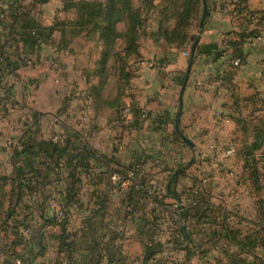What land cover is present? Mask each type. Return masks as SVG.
Instances as JSON below:
<instances>
[{
    "label": "crops",
    "instance_id": "crops-1",
    "mask_svg": "<svg viewBox=\"0 0 264 264\" xmlns=\"http://www.w3.org/2000/svg\"><path fill=\"white\" fill-rule=\"evenodd\" d=\"M204 1L207 14L202 20L204 11L203 1L200 0V6L190 18L188 38L183 45L168 43L158 35L161 15L158 10L150 11L143 28L145 33L138 40L139 55L126 57L125 40L119 38L114 52L120 58L112 56V70L100 77L96 69L104 48L103 42L99 40L98 33L73 31L68 22L75 19L76 12L74 9H65V1L46 0L41 3L39 0H0L4 6L1 11L7 14L4 18L8 21L2 22L0 27L1 39L6 41L4 51L11 61H22L19 68L6 73L4 78H14V87L23 88L24 100L32 101V112L47 111L51 117H58L62 113L59 111L56 114L57 104L64 92L72 93V97L76 96L72 106L77 105L79 108L68 109L64 116L79 118L81 106L88 116L99 115L94 123L98 130L92 131L97 136H106V147L112 148L108 153L99 151L104 149L103 145L92 142L89 126L83 127L88 136L86 141L80 142L97 156L88 159V168L79 173L71 200L67 199L68 187L71 185L67 169L60 164L55 173L50 174L45 191L49 193V198L52 192L57 196L54 203L63 207L65 218L62 221L54 214H46L52 211L45 209L46 201L41 208V198L35 194V209L38 207V218L32 223L35 231L31 233L23 251H13L11 248V254L17 252L19 255L12 261L13 264L21 261L22 264H122L121 258L136 261L139 258L142 264L150 240L153 245L162 244L163 249L156 252L149 263L167 258V264H172L176 259L172 254L176 252L175 256L180 257L186 251L185 248L173 251L166 246L176 230L173 226L175 213L181 221L180 207H189L194 202L192 206L196 208H208V214L214 210L211 200L215 196L227 197L230 192L241 190L245 185L242 182L245 175L243 161L237 154L238 148L233 156H222L227 147L237 146L233 143L238 142L240 145L241 139L235 140L242 133L238 120L250 121L261 113L256 109L263 106L255 107L254 97L257 94L262 96L260 85L264 83V19L253 23L245 12L264 8V0H240L244 6L242 8L233 6L235 0ZM227 5L232 9L227 13L222 12ZM17 9L29 12L41 26L53 27V32L48 37L43 36L38 47L24 45L14 34L13 15ZM176 22V17L169 16L165 26L171 30ZM127 26V20L120 21L117 24L118 32L125 34ZM242 34L258 35L260 39L249 42L244 39L237 48L233 47L232 42L239 40L238 35ZM195 43L196 46L213 44L220 51L217 57L215 50L209 54H197L195 46L194 61L182 95L179 120L183 134L195 144L199 162L208 164L204 176L210 186L204 199L196 197V194L192 195L193 198L187 195L183 197L177 186L178 179L175 185L169 184L173 173L169 174L168 179L166 177L169 173L166 164L174 162L184 167L186 160L183 153L186 154V150L191 152L189 147L183 148L184 143L175 137V114L181 80L189 58L184 53L189 52L190 55ZM234 49L241 53L238 66L232 64V59L237 58ZM28 56L34 62L33 67L23 65L24 58ZM153 60H158L161 68L152 67ZM44 69L47 73L42 72ZM120 71L129 73V76L123 77ZM36 77L39 83L33 88L30 82L25 83L27 78ZM110 85L112 99L107 95ZM83 87L85 90L79 92ZM83 101L86 104L83 105ZM259 101L263 103L264 98ZM120 105L131 106L134 112L145 110L148 117L142 125H128L119 118ZM103 113L112 116V124L108 122L109 117H103ZM53 130H57L56 124H50L46 132ZM37 138L56 141L50 134H37ZM63 139L59 137L57 141L62 142ZM145 155L149 156V160L144 161L143 174L144 170H150L149 174L154 178L151 180L167 179L161 195H164V199L181 200L175 210L171 209L172 205L163 204V199L153 201L150 209L143 205L141 193L130 172H135L136 165ZM178 171L174 174L179 175ZM147 174L142 176V182L147 180ZM168 184L179 198H173L168 193ZM126 197L134 204L135 217L131 219L121 218L124 209L122 201ZM163 212L167 216L164 220L159 215ZM151 214L155 219L152 220ZM178 227L177 231L180 232L181 225ZM172 237L174 241L178 238ZM19 243H23L22 239L12 245ZM9 253L7 249L0 262L8 259Z\"/></svg>",
    "mask_w": 264,
    "mask_h": 264
},
{
    "label": "trees",
    "instance_id": "trees-1",
    "mask_svg": "<svg viewBox=\"0 0 264 264\" xmlns=\"http://www.w3.org/2000/svg\"><path fill=\"white\" fill-rule=\"evenodd\" d=\"M45 1L39 0L41 3ZM141 1L142 5L139 8H134L130 0H65L64 8L74 9L76 12L75 19L68 22L72 26L73 31L87 30L88 33H98L99 40L103 42L104 48L100 53L96 69L100 77L107 75L108 71L112 69V56L120 58L119 54L114 52L115 44L119 38L125 40L126 57L132 54L135 56L139 55L137 51L138 40L145 33L143 28L147 20V14L150 11L158 10L161 15L158 35L162 36L168 43L183 45L188 38L187 29L190 25V18L200 5V0ZM171 8H173V11H170ZM19 10L17 9L13 15L14 34L18 36L24 45L30 48L38 47L43 39L53 32V27H43L29 12L26 11L24 13L21 10L19 12ZM169 16L177 19L176 25L171 30L165 26ZM122 20H127L128 23L127 30L123 35L117 30V24ZM247 36L249 35H238L239 40L232 42V46L237 48ZM5 44L6 41H2L0 36V82L6 73L16 70L22 64V61L21 63L11 61L8 53L4 51ZM213 50H215V57H217L220 51L216 50L215 45L204 44L196 46L197 54H209ZM234 51L236 50L234 49ZM235 56L241 58V53L237 52ZM120 73L123 77L129 76V73H124L123 71H120ZM183 78L184 76L181 84ZM262 105L261 108L256 109L261 112V115H255L250 121L238 120V123H241L243 139L240 141L237 154L243 161V167L252 187L255 190L264 191V166H259L261 163L264 164V101ZM249 136L251 140L247 142ZM175 137L183 143L177 133H175ZM20 146L21 148L18 151L16 150L12 156L13 177H10V181L14 184L12 190L16 191V201L18 202L23 192L28 194L35 193L38 198H41L40 206L49 198V193L45 191L49 176L51 173H55L60 164L67 169L68 176L71 178V185L68 187L67 194V199L71 200L75 194L74 187L78 182L79 173L88 168V159L97 156L87 145L82 144L75 138L70 139L67 137L62 142L54 141L53 139L44 140L37 138L34 131L22 134ZM177 179L178 174L173 173L169 178V184L175 185ZM169 184L167 185L168 193L173 198H179V195L173 189H170ZM207 211L208 208H196V206L180 207L181 219L191 225H193L194 221L204 220L206 222V218H208ZM6 215L7 217L9 216L7 211ZM257 216L260 221L258 222L257 220L256 223H252H255V230L243 233L240 229L231 227L226 223H221L220 230L213 229L212 238L217 237L237 249L230 252L227 256L232 259L230 264H235V262L245 264L246 261H250L246 258L249 255L253 260L249 264H264V260L256 256V250L260 246L264 247V241L260 240L261 235L264 234V211H262L261 203L258 205ZM187 226V224H182L180 233L187 235L188 245L184 250L192 254L190 250L196 246V242L192 238L191 232L188 231ZM27 227L23 222L18 223V228ZM161 249H163L162 244L153 245L150 240L146 246V256L142 264H163L164 260L162 259L149 263L151 257ZM3 264H9V261H4ZM19 264H22V261Z\"/></svg>",
    "mask_w": 264,
    "mask_h": 264
},
{
    "label": "rangeland",
    "instance_id": "rangeland-1",
    "mask_svg": "<svg viewBox=\"0 0 264 264\" xmlns=\"http://www.w3.org/2000/svg\"><path fill=\"white\" fill-rule=\"evenodd\" d=\"M130 1L134 8H139L142 5L141 0H130ZM235 1L240 3L239 7H237L234 4L233 6L235 8L244 7L243 3L240 0H235ZM3 7L4 6L2 2H0V15H1L0 16V27H2V22L8 23L7 18H4V17H7V14H4L3 11H1ZM226 7L228 8L224 10ZM231 9L232 8H229V5H227L222 9V12L227 13ZM245 13L248 19L253 23H257L258 21L264 19V8L255 10L253 12L247 11ZM253 14H256L257 16V20L255 21H253L251 18ZM2 19H4V21H2ZM249 36L257 37L258 35L255 36V35L250 34ZM261 37L263 38L262 35ZM184 54L186 56H190L189 52H185ZM153 61H158V60H153ZM153 61H151L152 67H154L152 64ZM23 63H24L23 65L25 66L33 67L32 65L34 62H32V64H27L25 62ZM159 68H156V69H159ZM42 72L47 73V70L44 69ZM13 79L14 78L12 77H9V78L3 77L0 82V259L1 257H3L2 254L6 253L8 249L10 252L9 253L10 255L8 256V259L4 261H9V264H13L12 261L19 258L17 252H21L25 248L26 246L25 244L30 239L31 233L35 231L34 230L35 226L33 227L32 223H34L35 219L38 218V213L36 211L38 207H36L35 209V201L37 200V198H35L36 197L35 193L32 192L28 194L26 192H23V194L21 195V199L18 202L16 201L17 193L15 190H12L14 184L10 181V177H13L12 156L16 150L17 151L19 150L22 134L24 132L26 133L29 131L30 132L34 131V132H37L36 135L37 134H42V135L50 134V137H53L56 140L59 139V137L60 138L64 137V139L69 137L70 139L75 138L77 141H86L88 133H89V135L92 137V140H91L92 142L103 145L102 147L104 149L99 150V151H102V152L106 151V153H108V151L112 150V148L109 149L108 147H106L108 143L105 139L107 138L106 136L104 135L101 136L100 134L99 136H97L96 132L92 131V130H96L98 127L94 123L100 117L99 115H94V117L88 116V113L86 112V110L83 108V106H81L79 118L78 117L76 118L75 116H69V115L64 116V113L68 109L77 110L79 108L77 105L72 106L73 105L72 103L74 102L73 99L76 97V96L72 97V93L68 91L64 92V96L60 100V103L57 104L58 110L56 114L59 113V111H61L62 113L59 114L58 117H51V116H48L51 113L47 111L35 110V112L34 111L32 112V108H33L32 101L27 100V99L24 100L23 91H22L23 88L21 86H17V88H15ZM27 80L28 81H25V83L30 82L32 88L34 87L35 84L39 83L37 77L27 78ZM260 87L262 89L260 91L262 96L258 94L255 95L254 97L255 98L254 103H256L255 107H257L258 105H262V102H260L259 99L264 98V92H263L264 83L261 84ZM82 90H85V88L83 87L82 89H79V92H81ZM107 95L109 97L111 96L109 99H112V85H110V89L108 90ZM84 104L86 103L83 101V105ZM23 105L25 107H23ZM28 107L29 109L27 110L26 108ZM105 108H109V107L106 106ZM124 108L126 107H122V105L119 106L118 108L119 118H122L121 111ZM128 108H130L131 111L134 112V109L131 108V106ZM247 111H249V109H247ZM258 115H261V113H259ZM103 117H109L108 122L112 124V116H109L103 113ZM144 121L145 120L141 122V125L144 123ZM124 123L126 122L124 121ZM50 124L52 126L56 124L57 130L46 132L49 129ZM128 125L133 126L137 124H128ZM84 126H89L90 132L85 133L84 132L85 129H83ZM36 129L38 131H36ZM42 129H44V131H42ZM78 132L81 134L79 135ZM236 137H237L236 139L234 138L235 140L243 139L242 133L241 134L239 133ZM249 140H251L250 136L248 137L247 142ZM233 144H237L238 147L240 146L238 142L233 143ZM184 145L185 146H183V148L187 149L186 148L187 145L185 143ZM237 146L227 147V149L223 151L224 155L222 157L226 158V157L233 156L236 152V149L238 148ZM230 149H232L231 153H229ZM186 151H187L186 154L183 153L184 159L186 160V165H185V162H182V164L184 163L185 166L181 167L180 166L181 164L178 165L177 163L169 162L168 164H166V167L169 170V173L166 174V177L168 179L169 174H172L178 171V169H180L178 171L179 175H178V183H177L179 193H181L183 197L187 195L188 198L196 194V197H200V199H204V197L207 196V191L210 186L209 181H207L204 176V174L207 173L208 171L206 170L208 167V164H206V162H199V158H198L195 147L194 149H191V152H189L188 150ZM142 158L144 161L149 160V156H146V155L143 156ZM193 158H194V161L190 163V161ZM217 163H219V161ZM259 166L262 167L264 166V164L261 163L259 164ZM242 168H243V171L245 172L242 182L245 185L241 187V190L236 189V191L230 192L228 196L224 198L215 196V198L211 200L214 210L208 212L207 214L208 218H206L207 220L206 222H204V220H200L199 222L194 221L193 225L186 223L188 225V231L191 232L192 238L195 239L196 246L192 247V249L190 250L192 254H190V252L188 251H184L185 252L184 255H186L185 259H184V255L179 257V256H175L176 252L172 254L174 256L173 258H176L178 260L180 259L179 262H177L176 259L173 260L172 264H230L232 259L231 257L229 259L227 256L230 252L236 251L237 249L231 245H228V243L226 244L223 240L218 239L217 237L212 238L211 236H212L213 229L220 230L221 225H222L221 223H226L230 225L231 227L240 229L241 232L243 233L249 230L256 229L255 223L258 220L257 209L260 203L262 204V211H264V207H263L264 191L255 190L252 187L250 180L246 178V170L244 169L243 165H242ZM144 171H145L144 175L148 173L147 174L148 178L145 176L147 180H144V181L156 182L157 185H159L160 190L154 193L150 200L143 201L142 202L143 205L145 204L150 209L152 207L151 203H153V201H158L157 199H163L161 200L163 204L172 205L171 209L175 210V208L179 206L178 203H180L179 201L181 200L179 199V200L174 201L171 198L164 199L163 198L164 195H161V193L165 190L167 179L166 178L165 180L163 179L164 181H161L158 179L151 180L154 178H152V175L149 174L150 170H144ZM1 176H4V177H1ZM127 185H131V184L128 183ZM55 200H57V196L54 194V192H52V196L46 200V204L44 205L46 210H49L52 212L51 213L48 212L46 214H48L49 216L54 214L56 217H58L59 219L63 221V219L65 218V212L62 206L58 207V205L54 203ZM127 203H130V201L126 197L124 198V201H122V205L124 206ZM85 204L86 203H84V205ZM87 204L89 205L90 203L88 202ZM192 205H194V202H191L190 206ZM181 207H184V206H181ZM219 207H221L222 209ZM6 211L8 212V215H9L8 217L6 215ZM159 215H161L163 220L166 219L167 217L164 214V212L160 213ZM123 216L125 218L127 217L126 219H131L133 216L135 217V214L126 215L123 209L121 213V218H123ZM151 217H152V220L155 219L154 215L152 214H151ZM180 220L181 221H179L178 214L175 213V216H174L175 225L173 226L176 228V230L172 234L175 237L178 232L179 235L176 241H174L175 239L172 237L173 236L172 235L170 237V240L167 239L168 241L166 243V246H168L170 249H173V251L182 250V249L175 248L176 245H179L183 242V235L185 234L184 233L183 235H181V233L177 231V229L179 228L178 227L179 225L185 224V221H183L182 219ZM259 221L260 219L258 220V222ZM19 222L25 223L26 226L28 227L18 228ZM201 222L202 223L204 222V223L201 224ZM253 222L255 223L252 224ZM261 236L262 237H260V240L264 241V234H262ZM21 239L23 241L22 244L19 243L16 246L12 245L13 242L21 241ZM11 248L13 249V251H17V252L11 254V251H12ZM179 255H181L180 252H179ZM256 256L264 260V247L260 246L256 250ZM166 257H171V256H166ZM246 258L247 260H250V261H246L245 264H249L253 262L250 255L247 256ZM166 259L167 258L164 259L165 264H167ZM4 261L3 262L1 261L2 263L0 262V264H3ZM140 261L141 260H139V258L137 261L134 259L124 260L123 258H121L122 264H140ZM235 264H238V263L235 262Z\"/></svg>",
    "mask_w": 264,
    "mask_h": 264
},
{
    "label": "built area",
    "instance_id": "built-area-1",
    "mask_svg": "<svg viewBox=\"0 0 264 264\" xmlns=\"http://www.w3.org/2000/svg\"><path fill=\"white\" fill-rule=\"evenodd\" d=\"M58 1H65V0H58ZM237 7L240 6V3L239 2H236L234 3ZM228 7H226L224 10H226ZM252 20L255 21L257 20V16L256 14H253L251 16ZM254 39H260V37H253V36H247L245 38V41L246 42H249V41H253ZM32 58H30V56L28 57H25L24 58V61L25 63L27 64H32ZM239 59L238 58H234L232 59V64L234 66H237L239 65ZM153 66L156 67V68H159L161 67V64L159 61H153L152 62ZM121 117L123 118V120L128 123V124H138V125H141V122L143 120H146L147 117H148V114H147V111L145 110H141L139 112H133L131 111L130 108L126 107L124 109H122L121 111ZM232 152V149L229 150V153ZM144 160L141 159L140 162L136 165V169H135V172L131 171L130 172V176L133 177L134 179V182H135V185L137 187V190H139V192L141 193V197L140 199L142 201H147V200H150L153 196L154 193H156L158 190H160V187L159 185H157L156 182L154 181H143L142 182V176L144 175L143 174V167H144ZM124 213L126 215H132V214H135V209H134V204L132 202L130 203H127L124 205ZM179 235V233L177 232V235L175 236V238Z\"/></svg>",
    "mask_w": 264,
    "mask_h": 264
},
{
    "label": "water",
    "instance_id": "water-1",
    "mask_svg": "<svg viewBox=\"0 0 264 264\" xmlns=\"http://www.w3.org/2000/svg\"><path fill=\"white\" fill-rule=\"evenodd\" d=\"M202 1H203V11H204V13L202 15V20H204L206 14H207V11H206L205 1L204 0H202ZM195 46H196V43L192 46L191 52H190V56L188 58L187 68H186L184 79H183V82L181 84L180 92H179L178 109H177L176 114H175V131L179 135V137L182 139V141L188 147H190L191 149H194L195 145L190 139H188L183 134L182 130L179 127V120H180V116L182 114V105H183L182 104V95H183V91H184V89L186 87L187 80H188V77H189V74H190V71H191V67H192V64H193V61H194ZM193 161H194V158L190 161V163H192ZM187 245H188V237H187L186 234H184L183 235V242L181 244H179V245H176L175 248L176 249H184Z\"/></svg>",
    "mask_w": 264,
    "mask_h": 264
}]
</instances>
